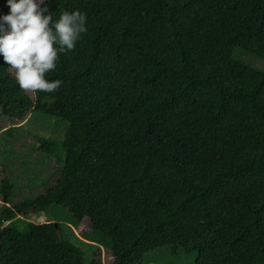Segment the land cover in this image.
I'll return each instance as SVG.
<instances>
[{"label":"trees","instance_id":"trees-1","mask_svg":"<svg viewBox=\"0 0 264 264\" xmlns=\"http://www.w3.org/2000/svg\"><path fill=\"white\" fill-rule=\"evenodd\" d=\"M46 3L54 19L86 13L88 32L46 74L61 81L55 92L30 97L15 78L0 79L5 131L41 113L83 125L85 136L35 199L11 203L14 183L0 185V264H86L63 224L24 218L58 207L77 224H100L87 236L112 264L160 251L196 253L194 264H264V71L235 58L264 61V0ZM80 105L101 113V128L75 203L66 195L94 124ZM52 141L41 140L51 155Z\"/></svg>","mask_w":264,"mask_h":264},{"label":"rangeland","instance_id":"rangeland-1","mask_svg":"<svg viewBox=\"0 0 264 264\" xmlns=\"http://www.w3.org/2000/svg\"><path fill=\"white\" fill-rule=\"evenodd\" d=\"M9 8L6 0H0V14L8 13ZM235 58L246 62L255 69L264 71V61L251 54L238 51ZM15 78V71L9 68L0 56V79ZM26 94L33 97L31 91ZM79 113L87 120L94 122L91 128V143L84 161L80 162L74 170L73 181L67 192V197L75 203H81L85 192L86 183L90 174L92 157L96 147L98 132L101 128V113L89 106H78ZM0 111V185L6 179L14 183V190L9 197L11 203L22 202L24 200L35 199L44 188L53 185L61 174L59 160L65 158L67 150L73 154L77 153L82 145L85 136L83 125H70L63 121L51 119L41 113H32L27 119L13 128V136L8 131L9 127ZM51 139L54 143L51 155L41 148V140ZM3 189V187H0ZM3 191H0V199ZM4 201V200H3ZM49 217L47 214L27 213L25 219L36 222L46 223L56 221L63 224L61 235L71 243L80 247L84 253L86 264L94 259L100 258L102 264H112V254L102 245L91 240L87 234L100 226L97 222L85 221L77 224L72 217L62 208L58 207ZM197 259L196 253L187 254L181 252L173 255L169 251H160L147 255L144 264H194Z\"/></svg>","mask_w":264,"mask_h":264},{"label":"clouds","instance_id":"clouds-1","mask_svg":"<svg viewBox=\"0 0 264 264\" xmlns=\"http://www.w3.org/2000/svg\"><path fill=\"white\" fill-rule=\"evenodd\" d=\"M0 14V56L15 71L21 90L55 92L60 80L46 79L57 67L58 55L73 50L88 32L87 14L61 10L54 19L46 0H6Z\"/></svg>","mask_w":264,"mask_h":264},{"label":"water","instance_id":"water-1","mask_svg":"<svg viewBox=\"0 0 264 264\" xmlns=\"http://www.w3.org/2000/svg\"><path fill=\"white\" fill-rule=\"evenodd\" d=\"M49 217H53V215L52 214H49ZM55 224H59L58 222H56V221H53Z\"/></svg>","mask_w":264,"mask_h":264}]
</instances>
